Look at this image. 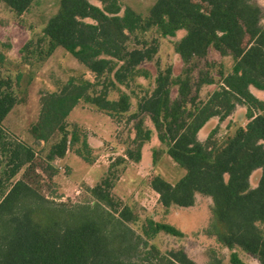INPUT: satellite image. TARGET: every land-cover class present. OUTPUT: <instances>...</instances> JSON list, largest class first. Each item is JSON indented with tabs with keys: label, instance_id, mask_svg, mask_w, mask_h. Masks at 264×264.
Here are the masks:
<instances>
[{
	"label": "trees",
	"instance_id": "1",
	"mask_svg": "<svg viewBox=\"0 0 264 264\" xmlns=\"http://www.w3.org/2000/svg\"><path fill=\"white\" fill-rule=\"evenodd\" d=\"M0 1L15 13H22L33 2ZM98 1L102 6L89 0H58L56 12L43 28L52 43L72 53L93 73L94 80L69 79L57 91L41 94L38 115L29 131L37 143L56 134L58 138L39 163H35L36 151L3 126L16 98L7 92L0 94V264H198L181 248L162 253L149 245L161 231L181 236L174 225L148 216L140 232L132 228L130 223L138 221V214L112 192L118 178L115 163L108 165L97 183L86 185L87 201H57L36 186V168L52 184L57 173L53 161L69 150L86 163L94 162L86 132L77 123L69 128L67 117L81 100L110 117L129 110L127 93L120 92L117 98H109L108 93L116 83L128 84L143 71L140 64L153 59L154 41L142 40L130 47L129 38L154 25L170 34L186 28L174 44L184 59L203 54L212 40L234 62L206 99L191 100L186 115L169 97L171 67L157 70L156 85L139 100L137 110L147 113L155 127L162 129L168 141L166 152L184 174L174 183L153 175L150 186L165 209L193 206L196 194L209 196L207 232L223 246L238 247L264 264V98L250 89L264 91L263 8L254 0H155L143 18L130 8L121 14L117 0ZM5 60L0 48V68ZM212 82V78L200 80L197 90L202 83ZM237 105L245 107L248 120L224 144L217 145L212 139L217 127L204 140L198 138L207 121L213 117L224 120ZM143 129L139 119L136 134ZM125 154L133 158L130 150ZM22 168V176L14 179ZM255 169H260V176L251 187L249 177ZM204 264L224 263L214 256ZM230 264L246 263L232 251Z\"/></svg>",
	"mask_w": 264,
	"mask_h": 264
},
{
	"label": "rangeland",
	"instance_id": "2",
	"mask_svg": "<svg viewBox=\"0 0 264 264\" xmlns=\"http://www.w3.org/2000/svg\"><path fill=\"white\" fill-rule=\"evenodd\" d=\"M102 6L98 0H89ZM264 11V0H254ZM120 13L126 8L132 9L141 17H145L155 0H117ZM58 0H33L22 13H15L0 1V48L6 60L0 68V94H13L16 103L3 120L8 132L18 137L36 151L35 163H39L48 151L49 145L58 138L56 134L47 142L34 141L29 128L36 120L40 97L43 92L57 91L69 79L94 80V75L80 64L74 55L61 46L52 43L43 32L47 19L56 12ZM264 24V15L261 19ZM186 33L185 27H179L170 34L154 25L147 30H137L130 35L129 46L138 45V41L146 40L156 45L157 51L152 60L144 61L140 68L144 71L135 75L128 84L116 83L108 93L109 98H117L120 92L129 95L130 108L127 112L110 117L106 112L97 109L93 104L81 100L67 117L69 128L77 123L86 132L92 147L94 162L86 163L73 150L66 157L56 159L53 165L57 175L53 183L44 173L36 168L39 177L36 186L41 192L57 201H87L89 195L86 185L97 183L108 169L115 163L118 172L112 192L138 214V221L130 223L136 232L146 217L156 221L167 222L182 231L181 236L163 231L149 240V245L164 253L170 249H183L198 264H204L212 257H219L224 264H230V253L237 252L246 264H260L251 254L238 247L229 249L219 243L215 236L207 232L211 220L212 201L209 196L196 194L193 206L176 205L165 209L158 201V194L150 186L153 175H160L174 183L183 174L179 167L167 154L168 141L162 129H157L147 113H139L137 104L146 94L151 93L156 83L157 70L165 71L171 67V83L168 86L169 97L177 101L186 115L191 110V100H204L216 89L221 81V74L231 70L233 58L217 41H209L201 55H193L187 59L180 56L174 44ZM145 71L148 74H145ZM19 76V79L17 77ZM212 78L210 84L202 83L197 90V83L202 79ZM107 84V79H101ZM252 92L264 98V91L251 86ZM142 120L143 131L136 134L135 124ZM245 107L237 105L235 110L224 120L211 118L199 130L198 138L204 140L211 129L217 127L213 140L222 145L237 127L247 122ZM146 131V132H145ZM147 133V134H145ZM132 152L133 158L126 156V150ZM123 157L124 160H120ZM22 168L14 177L20 178ZM260 169H255L250 177L251 187L256 186Z\"/></svg>",
	"mask_w": 264,
	"mask_h": 264
},
{
	"label": "crops",
	"instance_id": "3",
	"mask_svg": "<svg viewBox=\"0 0 264 264\" xmlns=\"http://www.w3.org/2000/svg\"><path fill=\"white\" fill-rule=\"evenodd\" d=\"M250 89H251V87H250ZM258 90V89H257ZM252 91V90H251ZM260 92L262 91V90H259ZM67 153V152H66ZM78 156V155H77ZM64 157H66V154H65V156ZM79 157V156H78ZM80 158V157H79ZM57 159H62V158H57ZM55 162H56V159L54 160ZM54 161H53V163H54ZM57 175V174H56Z\"/></svg>",
	"mask_w": 264,
	"mask_h": 264
}]
</instances>
